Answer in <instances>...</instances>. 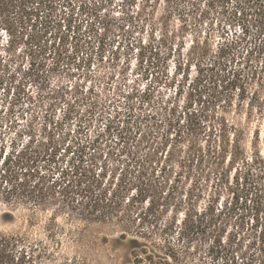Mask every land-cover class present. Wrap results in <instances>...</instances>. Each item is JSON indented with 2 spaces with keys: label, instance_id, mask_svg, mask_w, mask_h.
I'll use <instances>...</instances> for the list:
<instances>
[{
  "label": "trees",
  "instance_id": "1",
  "mask_svg": "<svg viewBox=\"0 0 264 264\" xmlns=\"http://www.w3.org/2000/svg\"><path fill=\"white\" fill-rule=\"evenodd\" d=\"M57 1L0 0V28L8 36L7 45L12 47L17 40L25 39L29 65L19 82L15 78L18 72L0 82L4 85L0 97V205L8 210L26 208L33 214L52 211L53 218L66 214L87 225L116 228L119 237L130 245L133 264H156L154 253L145 243L155 246L157 235L166 236L164 245L170 250L160 264H169L168 260H176L177 256L167 239L170 234L181 246L189 247L208 231H217L219 221L229 211H255L257 231L260 221H264V216L259 217L260 213L264 215V152L258 136L254 134L246 147L243 126L213 113L217 107L227 111L234 106L238 113L244 110L248 118L264 117V67L252 64V51L226 38L213 44L209 33L198 30L188 43L182 40L177 44L168 41L164 31L157 46H153L157 7L164 5L162 28L173 11L172 0H140L135 15L129 8L127 12L119 8L115 14L117 11L109 9L107 1L85 0L82 7L89 21L86 28L79 24L77 34L70 36L74 13L70 14L67 32L51 19ZM246 1L259 5L254 22L262 42L264 0ZM136 2L127 5L131 8ZM238 6L245 9L242 1ZM144 24L150 27L151 41L145 50L140 47L137 51L139 77L146 80L156 74L151 71V61L144 64V52L158 55L161 45L169 44L167 57H176L174 72L170 74L164 68L165 74L158 71L157 76L161 75L164 85L171 88L179 81L175 90L178 97L190 81V98L180 112L178 106L167 102L168 106L161 105L159 112H151L153 83L139 89L136 80L125 90L128 62L117 73L106 72L117 67V51L105 57L109 34H121L116 47L119 50L122 37L141 30ZM82 29L87 35L79 33ZM70 40L73 50L69 53ZM93 66L97 73H93ZM54 72L65 73L73 84L52 90L49 83ZM29 84L36 91L31 93ZM161 126L169 132L178 127V140L183 136L204 141L205 146L199 149L192 146L195 150H190L181 162L204 161L217 186L229 187L230 201L219 204L220 197H210L200 207L193 190H166L167 166L159 172L153 166L148 174L146 163L159 165L167 145L158 140L163 136ZM197 143L198 147L201 142ZM255 241L263 247L264 229ZM262 247L241 264H264ZM45 256L26 239L0 231V264H40L37 261Z\"/></svg>",
  "mask_w": 264,
  "mask_h": 264
},
{
  "label": "rangeland",
  "instance_id": "2",
  "mask_svg": "<svg viewBox=\"0 0 264 264\" xmlns=\"http://www.w3.org/2000/svg\"><path fill=\"white\" fill-rule=\"evenodd\" d=\"M102 1H107L109 9L114 8L113 11H117L115 14H118L119 8H123L124 12H127L129 8L135 15L137 8L142 4L140 0H137L136 5H131L132 7L130 8L129 5L133 0H127L126 2L124 0ZM238 1H242L245 4L244 10L238 6ZM84 2L85 0L57 1L53 6L52 21L57 26L60 24L62 31L67 32L70 14L74 13L71 19L72 28L70 32V36H73V32L78 30L79 24L86 28L89 21L85 14L86 8L83 10L82 7L85 4ZM172 2L173 11L170 18L164 21L166 26L162 28L160 22L162 21L164 5L161 3L157 7L155 15L156 27L154 30L156 40L152 43L153 46H157L158 38L163 35L164 31L167 32L168 41L175 40L173 44H177L182 40L188 43L195 30H198L209 33L213 44H217L223 38L237 44L239 43L243 49L248 52L252 51L249 57L254 66L264 67V46L261 45L264 41L260 42L261 39H259L260 36L254 22L257 18L256 13H258L256 7L259 6L256 1L254 5L246 0H172ZM65 13L69 14V16L67 17ZM142 26L141 30H132L133 32L127 34L126 38L122 37L119 50H116V47L120 42L121 34L117 35L115 31L109 34L111 41H106L108 52L105 57L108 58L112 55V52L117 51V67H114V70L110 68L106 72L117 73L123 63L128 62L130 64L126 71L128 85L124 86L125 90H128L133 81L136 80H138L139 89L150 87L153 83L150 93L151 112H159L160 106H168L167 103H170V106L175 108L178 106V112H180L181 107L190 98L188 90L190 81L186 82L178 97L175 96V90L179 81H176L171 88L164 85L161 75L157 76L158 71L165 74L164 68L168 69L170 74L174 72V58L176 57L174 54L167 57L169 44L166 47L162 44L158 55L147 50L144 52V64L146 61H151L153 68L151 71L154 70L156 74L153 77L149 75L146 80L139 77L141 74L136 65L137 51L140 47L145 50L146 45L151 41L150 27L147 24ZM79 33L87 35L84 29L79 31ZM113 35H115V41H113ZM7 40L8 36L0 28V82L2 80L7 81V77L15 72H18L15 77L16 82H19V76L25 74L29 66L25 58V39L23 41L17 40L12 47H8ZM67 47L70 53L73 50V42L71 40ZM243 53L246 54V51ZM165 62L168 63L167 67ZM92 69L93 73H97L95 66ZM180 75L177 76L178 80H180ZM195 75L192 71L191 77L194 78ZM67 84L72 85L73 83L66 77L65 73H51L49 85L52 90H58V87L60 88ZM2 86L4 85L0 84V97ZM88 86L89 84L87 83L86 87ZM27 89L31 93L36 91L35 86H30V84ZM109 93H112V88H110ZM145 108L147 111L150 110L148 107ZM193 108L200 109L196 105ZM213 113L218 118H226L229 122L237 120V123L243 126L245 133H247L248 143L246 147L249 146V141L253 139L254 134L258 136L261 151L262 153L264 152V117L253 115L248 118L244 110L238 113L235 111L234 106L227 111H223L222 107H217ZM56 116H59L58 112ZM178 130L179 128L175 127L169 132L167 127L163 128L161 126L160 132L163 136L162 139L158 140L167 143V145L164 147L163 157L159 165H154L150 161L146 163L148 174L153 166L157 172L162 166H167L165 173L167 177H164V179L169 180V183L166 185V190L177 188L176 192L178 193H187L193 190L194 194L199 197L200 207L205 206L210 197H220L219 204H225L230 201L229 187H226V185L217 186L216 179L209 172L208 165L204 161L190 164L185 162V160L181 162V159L186 154L188 156L190 150H195L192 149V146L199 149V146L201 148L205 146V143L204 141H197L195 138L190 139L187 137L183 139V136L178 140V137H176ZM167 131L168 134L166 133ZM160 134L158 135L159 138ZM173 137L176 138V141L172 139ZM179 141L182 143H179ZM197 142H201L198 147ZM178 148H181L180 157L177 154ZM169 155L172 156L169 158ZM228 181L230 182V179ZM228 186H230V183ZM255 214V211L244 213L242 210L226 212L225 216L219 221L221 225L219 226L218 224L219 229L217 231H208L209 233L205 237L200 236L189 247L181 246L182 244L177 241L176 237L170 234L167 239L170 245L175 247L173 252L177 256L176 260H168L169 264H233V261L236 264H241L242 260L245 261V259L250 258L249 256L254 250L257 251L259 246L262 247L261 244L255 241V238L264 229V225H260L264 224V221H260L261 223L258 224L259 227L256 231V221L253 219ZM263 216L262 213L259 214V217ZM53 217L52 211L33 214L26 208L20 207L16 210H8L4 205H0V231L18 235L36 245L38 251H44L46 253L45 258L37 261L40 264H133L130 257V245L126 240L119 237L120 233L116 228L87 225L79 219L66 214ZM167 219L168 216L163 217L160 228H163ZM165 237L157 235L155 238L158 243L155 246L150 242L145 243L148 251L150 250L149 252L154 253L156 264H160L163 259L168 258L166 254H169L170 250L164 245ZM262 248H264V245Z\"/></svg>",
  "mask_w": 264,
  "mask_h": 264
}]
</instances>
